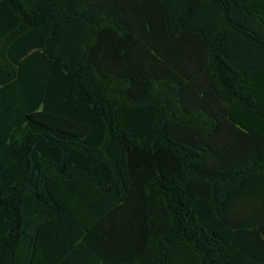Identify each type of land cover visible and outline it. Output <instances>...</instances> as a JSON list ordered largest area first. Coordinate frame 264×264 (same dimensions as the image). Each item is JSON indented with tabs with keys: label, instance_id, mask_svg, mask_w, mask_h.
<instances>
[{
	"label": "trees",
	"instance_id": "16d2710c",
	"mask_svg": "<svg viewBox=\"0 0 264 264\" xmlns=\"http://www.w3.org/2000/svg\"><path fill=\"white\" fill-rule=\"evenodd\" d=\"M0 264H264V0H0Z\"/></svg>",
	"mask_w": 264,
	"mask_h": 264
},
{
	"label": "rangeland",
	"instance_id": "374dc122",
	"mask_svg": "<svg viewBox=\"0 0 264 264\" xmlns=\"http://www.w3.org/2000/svg\"><path fill=\"white\" fill-rule=\"evenodd\" d=\"M202 79V78H201Z\"/></svg>",
	"mask_w": 264,
	"mask_h": 264
}]
</instances>
